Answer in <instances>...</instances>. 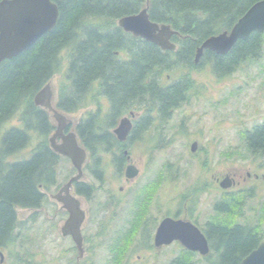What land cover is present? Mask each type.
Returning <instances> with one entry per match:
<instances>
[{"label": "trees", "instance_id": "obj_1", "mask_svg": "<svg viewBox=\"0 0 264 264\" xmlns=\"http://www.w3.org/2000/svg\"><path fill=\"white\" fill-rule=\"evenodd\" d=\"M52 1L59 11L52 29L26 50L0 62V128L14 116L23 123V127H9L0 137V237L15 220L14 207L37 198L36 190L56 184V167L62 157L47 140L54 125L48 112L34 104L33 97L59 72L62 51H66L67 66L55 106L67 113L77 111L86 105V95L97 81L96 95H105L109 101V110L101 119L93 113L76 125L80 142L92 154L102 144H113L115 137L109 128L122 114L144 109L137 135L147 128L152 110H157L165 123L174 109L188 101L187 91L193 88L189 71L177 80H163L176 69H198L206 63L221 78L263 51L264 33L255 30L246 39H238L226 54L204 50L199 61H194L196 49L206 38L229 31L258 0ZM143 7H147L150 20L169 24L178 32L171 38L174 50H162L117 25V19ZM121 52L126 59L120 57ZM29 130L42 138L28 157L12 159L28 145ZM243 137L251 154L264 156V122L244 131ZM249 193H225L215 203L204 228L214 255L204 257L205 264H240L264 237L260 219L238 221L244 217ZM172 264L198 263L184 254Z\"/></svg>", "mask_w": 264, "mask_h": 264}, {"label": "flooded vegetation", "instance_id": "obj_2", "mask_svg": "<svg viewBox=\"0 0 264 264\" xmlns=\"http://www.w3.org/2000/svg\"><path fill=\"white\" fill-rule=\"evenodd\" d=\"M119 55L126 59L122 52ZM94 85L99 86V82ZM99 96L106 99L109 110L108 99L105 95ZM137 112L130 110L126 112L128 114H122L114 119V126L109 128L114 134L119 120L122 117L129 118L130 128L124 140L114 134L113 144H102L94 154L82 144L85 151L83 171L80 178L72 180L68 188L64 186L76 173L72 165L75 173L66 182L58 187L38 189L37 198L23 206L14 207L15 220L0 237V264H172L184 254L191 258L203 257L198 251L184 247L178 239L155 244L156 231L166 218L189 221L208 241L204 228L210 217L209 212H214L217 200L214 199L211 208L201 209V206L193 204V200L188 201L185 195L184 203L177 205L173 212L170 205V180L165 174L169 166L162 167L149 180L139 181L142 169L129 163L128 154V143L136 142L141 136L136 135L135 131L144 118L143 112ZM154 112L158 113L157 110L150 112L152 115H148L145 130L154 120H158L157 125L162 128L163 119L161 116L153 117ZM70 128L71 123L63 134L66 135ZM60 141L61 137L57 136L56 142ZM129 165L137 172L128 177L126 170ZM203 165L201 163L200 172ZM107 167L113 168L115 180L123 181L116 189L108 178ZM226 176L231 179V186L222 189L220 181ZM250 177L249 171L242 176L236 170H231L216 176L212 185L220 187L221 198L222 194L238 191L249 194ZM253 178L255 181L264 180V175L254 173ZM76 219H79L77 223ZM171 246L178 247L173 258H170ZM140 249L147 254L139 253Z\"/></svg>", "mask_w": 264, "mask_h": 264}, {"label": "rangeland", "instance_id": "obj_3", "mask_svg": "<svg viewBox=\"0 0 264 264\" xmlns=\"http://www.w3.org/2000/svg\"><path fill=\"white\" fill-rule=\"evenodd\" d=\"M66 66V51H62L60 70L49 81L54 106L58 86L65 80ZM187 71L190 72L193 81V88L187 91L188 101L172 111L170 118L162 123V128L157 125L158 120H154L145 132L140 133L141 136L136 142L128 143L129 163L142 169V176L139 178L141 182L149 180L162 167L169 166L165 174H168L170 180L172 211L177 205L181 206L184 203L185 195L188 201L193 200V204L201 206V209L211 208L214 199L218 201L221 198L220 187L212 185L216 176L224 175L231 170H236L244 176L245 172L249 171L251 179L248 183L252 188V195L246 200L244 217L238 218V221L244 218L246 221L260 219L262 221L260 231L264 234V180L261 178L255 181L253 178L254 173L264 175V156L251 154L243 137L244 131L264 122V44L259 57L244 60L235 71L224 77H217L211 72L210 66L204 63L198 69H176L171 77H163V80L164 82L177 80L181 73ZM96 88L97 86L92 85L86 95L85 106L75 112H63L72 124L71 130L89 114L98 113L99 118L105 116L108 102L104 97L96 95ZM137 111L140 114L144 109L139 108ZM153 117H158V113L154 112ZM49 119L56 124L51 114ZM11 126H22L17 116L4 123L0 128V137ZM30 131L32 132L28 145L14 154L12 159L28 157L31 149L42 138L34 130ZM193 141L198 144L195 152L190 150ZM102 156L107 158L103 153ZM201 163H204V168L200 172ZM56 169V186L53 185L51 188L63 184L75 173L70 162L64 158L59 160ZM107 172L112 187L118 188L123 181L115 180L112 167H107ZM207 181L210 183L207 184ZM200 222L202 223V220ZM177 248L171 246L170 258L177 254ZM138 252L147 254L142 249ZM210 255L214 254L210 252ZM193 260L198 264L206 263V260L198 256Z\"/></svg>", "mask_w": 264, "mask_h": 264}, {"label": "water", "instance_id": "obj_4", "mask_svg": "<svg viewBox=\"0 0 264 264\" xmlns=\"http://www.w3.org/2000/svg\"><path fill=\"white\" fill-rule=\"evenodd\" d=\"M58 12V7L52 0H0V62L13 58L26 50L41 35L51 30L57 21ZM117 24L124 31L152 42L161 49L175 48L170 38L177 32L169 24H158L151 21L147 7L136 13L120 17ZM255 30L264 32V0L253 3L228 32L223 31L206 38L196 49L194 61H199L204 49L219 54L227 53L238 39H246ZM51 98L52 90L50 85L46 84L34 95L33 102L51 112L57 122L56 130L49 138L50 147L56 153L69 157L72 165L77 169V175L71 177L64 186L68 188L71 181L80 178L82 174L81 167L85 152L78 145L74 132L63 134L67 118L52 106ZM129 128V119L124 117L114 129V133L120 140H124ZM57 136L61 137L59 143L56 142ZM196 147V142H193L191 150L195 151ZM136 172V169L129 165L126 175L133 176ZM220 186L229 188L231 179L226 176L220 182ZM78 220L76 219V223ZM174 239L180 240L186 248L198 251L202 255L209 252L207 240L196 226L180 219L166 218L156 231L155 244L160 245ZM240 264H264V238L256 248L242 258Z\"/></svg>", "mask_w": 264, "mask_h": 264}, {"label": "bare ground", "instance_id": "obj_5", "mask_svg": "<svg viewBox=\"0 0 264 264\" xmlns=\"http://www.w3.org/2000/svg\"><path fill=\"white\" fill-rule=\"evenodd\" d=\"M175 31H176V30H175ZM176 32H177V31H176ZM177 34H178V32H177ZM175 35H176V34H175ZM101 76H102V75H101ZM110 80H111V79H110ZM114 83H115V82H114ZM46 84H49V82H48V83H46ZM46 84H45V85H46ZM87 86H88V85H87ZM52 106H53V104H52ZM105 151H106V150H105Z\"/></svg>", "mask_w": 264, "mask_h": 264}]
</instances>
